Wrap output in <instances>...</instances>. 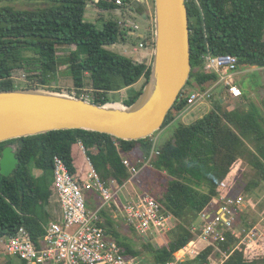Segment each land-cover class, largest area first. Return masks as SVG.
<instances>
[{
  "label": "trees",
  "instance_id": "16d2710c",
  "mask_svg": "<svg viewBox=\"0 0 264 264\" xmlns=\"http://www.w3.org/2000/svg\"><path fill=\"white\" fill-rule=\"evenodd\" d=\"M91 1L97 2L0 0V91L21 88L11 79L13 71L19 69L29 73L31 84L26 88L46 87L49 77L57 78L61 65L68 66L73 87L82 89L87 83L91 86L94 103L100 105L111 103V93L131 87L142 78L148 83L151 68L107 48L126 39L118 19H108L102 29L86 21ZM115 1L100 0L97 4L102 10L113 12L117 8L126 10V4L131 2L122 0L125 6L118 7ZM199 2L200 6L193 0L187 2L192 66L203 67V56L210 52L236 56L239 67L264 69V0ZM18 3L31 8L13 6ZM61 52L64 57L59 55ZM30 73L35 74L34 78ZM193 77L192 72L188 84ZM217 79V75L204 71L196 77L201 89ZM142 93L143 90L131 93L125 104L132 106ZM243 99L248 101L246 96ZM229 100L234 99L214 100V108L202 118L181 125L159 148L160 155L153 162L156 176L161 181L166 180L163 196L156 195V198L168 213L183 223L189 211L196 220L215 198L231 192L247 153L252 156L250 162L259 182L264 181V120L254 103L247 102L228 110L224 105ZM186 106V100L179 98L162 130L173 123ZM155 136L125 141L104 133L62 130L25 138L24 147L17 154L19 167L10 177L0 175V240L14 237L22 227L29 231L35 244L44 238L45 226L51 221L48 207L55 195V156L65 161L70 175L80 186L90 173L88 159L104 182L110 185L115 181L117 186H124L130 178L125 158L138 148L148 157ZM15 142L0 143V156L8 144ZM35 170L41 171V175L36 176ZM92 204L89 195V207ZM102 216L124 254L138 257L139 250L116 229L110 212L104 211ZM192 227L179 225L176 239L169 246L154 249L146 244L145 247L154 252V264L172 263L176 253L196 237ZM226 237L225 242L206 248L200 258L202 263L264 264V237L250 244L243 243V234L234 236L229 232ZM219 256L222 257L220 262Z\"/></svg>",
  "mask_w": 264,
  "mask_h": 264
},
{
  "label": "built area",
  "instance_id": "2783aa9c",
  "mask_svg": "<svg viewBox=\"0 0 264 264\" xmlns=\"http://www.w3.org/2000/svg\"><path fill=\"white\" fill-rule=\"evenodd\" d=\"M193 1L200 6L199 0ZM137 2L154 8L155 0ZM115 4L118 7L125 6L122 0H116ZM118 25L126 38L135 36L140 31V25L132 16L123 15L118 19ZM144 49H147V44L141 41L133 45L131 50H125L123 55ZM203 61V71L217 75L218 79L204 89L198 86L194 92L181 93L180 99L186 100L187 106L176 115L173 123L186 118L201 104L225 100L224 93H219L221 87L232 99H238L243 95L236 83V76L239 74V59L236 56L214 55L208 52L203 56ZM28 77L24 71L14 70L11 79L20 87V83L31 84ZM67 93L94 102L92 88H73ZM157 140L158 138L154 139L152 151L144 160L134 163L125 158L124 165L130 173V178L124 186H117L115 181L110 185L104 182L89 159L90 173L83 186H80L73 180L65 161L55 156L54 187L60 214L45 226L46 234L38 244L33 242L31 234L24 227L20 228L14 237L0 240L3 253L19 258L25 264H137L138 257L124 254L118 240L105 226L102 214L115 208L119 213L117 216H121L130 229L140 234L155 235L161 231L166 232L174 217L155 196L147 192L123 196L124 189L129 184L139 187L144 171L154 168L153 162L160 155ZM89 195L93 201L91 207L88 205ZM95 196L100 199V203L95 202ZM243 203L242 196L231 194L215 198L211 206L200 214L199 225L192 227L196 237L176 253L175 260L170 264H204L200 258L206 248L225 242L226 234L229 232L234 236L243 234L244 244L258 240L254 230L245 229L241 232L236 229V218Z\"/></svg>",
  "mask_w": 264,
  "mask_h": 264
},
{
  "label": "water",
  "instance_id": "95a60500",
  "mask_svg": "<svg viewBox=\"0 0 264 264\" xmlns=\"http://www.w3.org/2000/svg\"><path fill=\"white\" fill-rule=\"evenodd\" d=\"M139 4L135 7L138 9ZM155 48L151 75L135 104L100 105L67 92L44 88L0 91V175L10 177L20 165L25 138L62 130L109 134L139 141L162 131L170 111L188 85L191 29L187 0H155Z\"/></svg>",
  "mask_w": 264,
  "mask_h": 264
},
{
  "label": "rangeland",
  "instance_id": "374dc122",
  "mask_svg": "<svg viewBox=\"0 0 264 264\" xmlns=\"http://www.w3.org/2000/svg\"><path fill=\"white\" fill-rule=\"evenodd\" d=\"M13 6L18 9L31 8L30 5L22 3L13 4ZM59 55L61 57H64L63 52L59 53ZM65 67V65H61L59 69L60 75L68 78L70 77L69 70L67 69V67ZM19 70L20 72L24 71L21 69ZM202 71L203 67L193 66L192 72L194 74V77L192 79V82L184 88L182 93L186 94L197 90L198 83L196 77ZM30 75L33 77L35 74L30 73ZM32 82L36 83L34 81ZM236 83L241 88L243 95L238 99L229 100V102L224 105L225 108L228 110H233L237 107H242L243 104L247 102H251L254 103V105L257 107L259 114L264 120V69L250 66H240L239 74L236 76ZM36 84H38V82ZM19 86L21 88H26L29 85H26V83H20ZM67 86L59 85L57 84L55 79L49 77L46 87L43 86L42 88L52 91H58L57 88L67 90ZM219 93H224V97L228 100L229 95L225 92L223 87L219 89ZM243 96H246L248 101H244ZM110 99L113 100L112 97ZM114 99L119 100L120 98L114 97ZM214 106V101H212L211 104L204 103L197 106L190 115L175 122L174 127L170 131L160 136V139L157 140V147L160 148L165 142L171 139L176 130L181 125H189L194 123L201 116H204L210 110H212ZM137 150H139V148ZM139 151L141 152V150ZM251 158V154L247 153V156L244 159L241 174L236 178L234 186L229 194L233 196H242L244 198V203L239 208V215L236 218V223H238L236 225V229L241 232L245 229L254 230L257 234L256 239L259 240L264 237V181L259 182V178L256 176L255 170L251 165ZM138 160H144V156L142 154H139L138 156H135V158L131 161L137 163ZM141 182V189H138L137 191L139 194L147 192L151 195H155V197L156 195L157 197L163 196V186L165 185L166 180L164 179L161 181L160 178L156 176L154 168H149L144 171L141 177ZM255 182H259L260 184L248 190V187H250ZM134 188L135 187L132 184L127 186V188L124 189L123 196H126L128 194V191H132ZM92 195H94V193H92ZM95 202L97 204L100 203V199L96 196ZM108 212H110L111 216H113L114 218L116 229L134 244L135 249L139 250L140 255L137 258V264H154V252L150 249H147L145 247L146 244H150L154 249H160L163 246H169L170 243L176 239L175 236L178 233L179 225L184 224L187 228L191 229L192 226H197L200 223L199 218L194 220V214L189 211V216L184 223L174 218L168 228H166V232L161 231V233L155 235H152L150 233L144 235L132 231L127 222L121 216H117V214L119 213L115 208L109 209ZM49 218L50 220H52L51 214H49ZM150 240H155V242H152ZM3 252V249L0 247V264H22V261L19 258L12 257L6 253L4 254ZM218 260L220 262L222 260V257L219 256Z\"/></svg>",
  "mask_w": 264,
  "mask_h": 264
},
{
  "label": "crops",
  "instance_id": "0c3cea01",
  "mask_svg": "<svg viewBox=\"0 0 264 264\" xmlns=\"http://www.w3.org/2000/svg\"><path fill=\"white\" fill-rule=\"evenodd\" d=\"M137 4H139V7L137 9L138 11H132L130 6L135 8ZM126 5H127L126 10H123L122 8H117L113 12H111V11L102 10L101 8H99L97 2L94 3L93 1H91L87 7L85 19L90 23L96 24L98 28L102 29L104 27L105 22L110 18L121 19L123 15L132 16L135 19V21H137L138 24L140 25L139 33H137L135 36L128 37L123 41H120L119 43L107 48L115 53L123 55L125 50H129V49L131 50L133 45H137L139 42L143 41L147 44V49L139 50L138 52L132 51L131 54H128L129 56L128 55H123V56L132 59L134 62L144 63L148 66V68H151L154 59V48H155L154 47L155 44L154 8L151 5L140 4L137 2V0H131V2L127 3ZM65 66L68 69V66L67 65ZM55 81L57 82V84L62 86L68 85L67 86L68 89L75 88L73 87V81L70 79V77L66 78L65 76L64 77L61 76L60 71ZM146 86H147L146 79L142 78L138 83H136L131 87L124 88L118 92H113L111 93L112 95L110 94L111 96L109 95V97L110 98L112 97L113 99L111 100L112 101L111 103L124 104L129 99L131 93L138 92L141 90L144 91ZM87 88H91V86L88 83L82 89H87ZM114 97H119L120 99L117 100L114 99ZM202 117L203 116H201L200 118ZM174 123H171L169 126L164 128L161 132H159L156 135L157 137L155 136V138H158L159 140L161 135L170 131L174 127ZM139 154L142 153L139 150H136L132 155L128 156V159L133 160L135 156H138ZM34 173L36 176L41 175V171L39 170H35ZM134 187L135 188L132 191H128V194L137 193L138 189H141V185L139 187H136L134 185ZM48 209L50 214L52 215V220L55 219L60 214V207L58 205L55 195L51 198Z\"/></svg>",
  "mask_w": 264,
  "mask_h": 264
}]
</instances>
